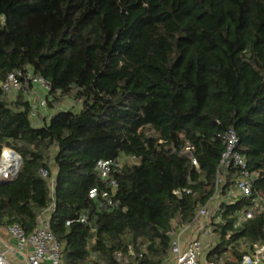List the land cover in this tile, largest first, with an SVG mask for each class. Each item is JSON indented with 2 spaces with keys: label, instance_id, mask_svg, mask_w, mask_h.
<instances>
[{
  "label": "trees",
  "instance_id": "trees-1",
  "mask_svg": "<svg viewBox=\"0 0 264 264\" xmlns=\"http://www.w3.org/2000/svg\"><path fill=\"white\" fill-rule=\"evenodd\" d=\"M26 67L50 83L47 113L35 125L23 94L0 98V152L21 157L0 183V224L29 233L53 204L63 264H165L170 232L214 194L228 129L264 195V0H0V83ZM130 155L115 187L98 175L99 159ZM250 203L221 204L207 263L240 264L242 238L264 243V213L232 228Z\"/></svg>",
  "mask_w": 264,
  "mask_h": 264
},
{
  "label": "built area",
  "instance_id": "built-area-1",
  "mask_svg": "<svg viewBox=\"0 0 264 264\" xmlns=\"http://www.w3.org/2000/svg\"><path fill=\"white\" fill-rule=\"evenodd\" d=\"M50 83L43 77L36 75L29 67L16 69L6 74L0 83V98L7 101H15L21 93L29 101L30 118L36 125L39 123V116L46 115L49 99ZM41 92V93H40ZM224 151L216 165L214 178V194L202 206L189 221L175 226L170 232V256L165 264H211L206 262L205 245L198 238L191 235L197 230L200 234L210 236L214 234L212 227L214 224H222L221 204L232 205L241 198H251L248 207L237 210L232 223L233 230H237L256 213H264V195L256 193L253 189V182L258 177L256 171L248 168L245 157L238 151L239 139L232 129H228L222 135ZM194 147L186 141L181 149V153L189 157L191 165L199 171V163L193 155ZM135 156L130 155L117 160L99 159L95 169L102 179H108V185L116 186L112 174L119 173L126 162H133ZM21 164L20 155L9 147H3L0 152V183L15 178ZM230 168L235 169V175L231 178V184L220 193V188L224 182V175ZM39 174L43 178L48 177V171L39 169ZM53 184V180H50ZM190 190L176 189L173 194L181 196L189 193ZM98 189L92 188L88 192L90 198H95ZM107 203H111V195L106 191L101 192ZM53 210L51 204L37 219L36 227L26 233L17 223L0 224V264H13L7 257L10 252L21 259L17 264H63L62 245L49 228V215ZM81 222H86V215L79 217ZM5 232L7 237L13 240V246L3 241L1 233ZM212 245V244H211ZM144 252L145 248L142 247ZM239 252L241 253L240 264H264V243L250 242L245 238L240 240ZM128 255L135 257L134 249L128 247ZM117 259H121V253L116 254Z\"/></svg>",
  "mask_w": 264,
  "mask_h": 264
},
{
  "label": "crops",
  "instance_id": "crops-1",
  "mask_svg": "<svg viewBox=\"0 0 264 264\" xmlns=\"http://www.w3.org/2000/svg\"><path fill=\"white\" fill-rule=\"evenodd\" d=\"M40 93H41V92H40ZM70 101H71V100H70ZM71 102H72V101H71ZM79 108H80V105H79V103H77V102H72V107H68V109H71V110H78ZM44 116H45V115H40V116H39V121H40V119H42ZM191 235H194V237H198V238L203 242V244L205 245V249H204L205 252L208 251L210 245H211V244L213 243V241H214V238H213L212 235H210V236L202 235V234H200L197 230L193 231V232L191 233ZM1 238L3 239V241L8 242L10 245L13 246V240L9 239V238L7 237V235L5 234L4 231L1 233ZM0 248H2V247H1V244H0ZM6 255H7V257L11 260V262H12L13 264H17V263L19 262V260L21 259L20 256H16V255H14V254H12V253H10V252H8ZM46 264H48V263H46Z\"/></svg>",
  "mask_w": 264,
  "mask_h": 264
},
{
  "label": "rangeland",
  "instance_id": "rangeland-1",
  "mask_svg": "<svg viewBox=\"0 0 264 264\" xmlns=\"http://www.w3.org/2000/svg\"><path fill=\"white\" fill-rule=\"evenodd\" d=\"M59 105V108L61 109V108H68V107H72V102L70 101V100H68V99H64L61 103H59L58 104ZM212 236H213V238L215 239V241H216V237H215V235L214 234H211ZM215 241H214V243H215Z\"/></svg>",
  "mask_w": 264,
  "mask_h": 264
},
{
  "label": "water",
  "instance_id": "water-1",
  "mask_svg": "<svg viewBox=\"0 0 264 264\" xmlns=\"http://www.w3.org/2000/svg\"><path fill=\"white\" fill-rule=\"evenodd\" d=\"M16 178V177H15ZM15 178H13V179H11V180H9V181H12V180H14Z\"/></svg>",
  "mask_w": 264,
  "mask_h": 264
}]
</instances>
